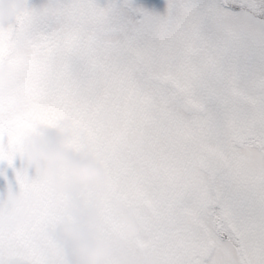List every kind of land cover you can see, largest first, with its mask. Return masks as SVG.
<instances>
[{"label":"snow or ice","instance_id":"6c2138e0","mask_svg":"<svg viewBox=\"0 0 264 264\" xmlns=\"http://www.w3.org/2000/svg\"><path fill=\"white\" fill-rule=\"evenodd\" d=\"M157 8L23 0L0 28V180L16 193L0 217H23L0 226V264H69L55 233L73 222V199L76 215L99 204L88 227L120 239L133 264L142 252L155 264H264V0ZM46 133L99 166L102 192H57L25 167V146L49 143ZM67 171L51 175L66 184Z\"/></svg>","mask_w":264,"mask_h":264},{"label":"clouds","instance_id":"9594fccd","mask_svg":"<svg viewBox=\"0 0 264 264\" xmlns=\"http://www.w3.org/2000/svg\"><path fill=\"white\" fill-rule=\"evenodd\" d=\"M23 8L22 0H0V25H5L14 15ZM2 79V78H0ZM6 83V80L4 81ZM50 140L47 144H36L27 150V157L35 171L48 178L54 191L60 192L65 188H72L80 185H92L102 190L103 176L101 169L88 159H81L64 153L60 148L59 138L48 134ZM139 143L137 139L135 141ZM245 163H251L245 157ZM57 166L68 169V181L66 184L58 182L51 173ZM6 202L5 207L8 206ZM98 207V206H97ZM120 211V222L123 225L122 234L125 238L134 237L137 233L135 222L129 218L125 209L117 206ZM23 217L17 214L11 218L7 215L0 217V226L11 227L18 223ZM83 223L61 226L56 231V236L67 241L69 259L71 264H101L108 256L110 245L115 249L111 264H133L123 254V242L120 239L111 241H99L95 239L96 233L90 230L88 223L95 222V209L90 210L79 218ZM139 264H155L154 260L141 253Z\"/></svg>","mask_w":264,"mask_h":264},{"label":"rangeland","instance_id":"374dc122","mask_svg":"<svg viewBox=\"0 0 264 264\" xmlns=\"http://www.w3.org/2000/svg\"><path fill=\"white\" fill-rule=\"evenodd\" d=\"M140 3H143V0H138ZM101 2H103V0H101ZM22 3H23V0H22ZM156 11H158V12H160V13H163V11H164V0H159V8H157V9H155ZM15 16V15H14ZM13 16V17H14ZM13 17L5 24V25H0V28H3V27H5L12 19H13ZM10 34L11 33H8L7 34V39H6V44H8V40H9V36H10ZM14 38H15V40H14V43H13V46L12 47H18L19 46V41H18V39H17V37L16 36H14ZM45 136L48 138V134L46 133L45 134ZM59 143H60V141H59ZM32 147H34V146H32V145H26L25 146V155H24V160H23V164L25 165V167H28V168H30L31 169V171L33 172V173H38V174H40L39 172H37V171H35L34 170V168H33V166H32V164L29 162V160H28V157H27V150L29 149V148H32ZM61 148V147H60ZM69 154V153H68ZM73 156V155H72ZM77 186H75V187H72V189H75ZM94 188H95V190L96 191H99V192H102L103 191V184H102V190L101 189H99V188H96L95 186H94ZM16 199V193H15V191H14V189L12 188V187H10V186H7V185H4V182H3V180H0V204H2L3 206H5L6 205V202H9V201H11V202H13L14 200ZM10 203H8V205H9ZM78 204H79V202L77 201V200H75V199H73V200H70L69 202H68V206H67V211H68V213L70 214V215H73L74 216V219H73V222L72 223H68V224H61V225H59L58 227H57V229H56V231L61 227V226H67V225H72V224H74V223H76V224H81V223H83V221H81L79 218L80 217H82L84 214H86V213H88L90 210H92V209H95V216H96V219H95V222H92V223H88L87 224V226L88 225H92V224H95L96 222H97V211H98V209H99V204L98 203H94L93 205H91L90 206V208L85 212V213H83V214H81V215H76V214H74L73 213V207L74 206H78ZM98 206V207H97ZM117 206H119V207H121L120 205H115V209H116V211H117V213H118V218H119V220H120V215H121V213H120V211H118V209H117ZM121 208H123V207H121ZM124 209V208H123ZM127 212V211H126ZM128 215V214H127ZM90 229V228H89ZM90 230H93V231H95L94 229H90ZM95 233H96V231H95ZM59 238V237H58ZM60 239H62L64 242H65V246H66V249H67V251H68V254H69V250H68V247H67V241L64 239V238H60ZM95 239H97V240H99V241H111V240H102V239H99L98 238V234L96 233V237H95ZM113 240V239H112ZM110 247H111V245H110ZM69 264H71V261H69Z\"/></svg>","mask_w":264,"mask_h":264},{"label":"trees","instance_id":"16d2710c","mask_svg":"<svg viewBox=\"0 0 264 264\" xmlns=\"http://www.w3.org/2000/svg\"><path fill=\"white\" fill-rule=\"evenodd\" d=\"M14 34H10V36H9V40H8V45H10L11 47L13 46V43H14V40H15V38H14Z\"/></svg>","mask_w":264,"mask_h":264},{"label":"flooded vegetation","instance_id":"af4514ba","mask_svg":"<svg viewBox=\"0 0 264 264\" xmlns=\"http://www.w3.org/2000/svg\"><path fill=\"white\" fill-rule=\"evenodd\" d=\"M139 2V1H138ZM69 261H70V259H69Z\"/></svg>","mask_w":264,"mask_h":264}]
</instances>
